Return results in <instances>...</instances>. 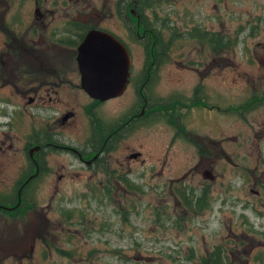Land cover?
I'll list each match as a JSON object with an SVG mask.
<instances>
[{
	"label": "rangeland",
	"instance_id": "1",
	"mask_svg": "<svg viewBox=\"0 0 264 264\" xmlns=\"http://www.w3.org/2000/svg\"><path fill=\"white\" fill-rule=\"evenodd\" d=\"M75 1L0 0V48L13 38L36 39L35 30L52 39L51 29L59 33L70 28L74 47L79 40L74 34L105 30L128 45L138 74L143 64L141 47L129 39L112 15L115 0ZM36 8L45 15L43 24H49L46 32L33 24ZM157 12L167 15L184 38L186 31L196 27L216 31V40H224L229 46H219L215 63L209 65L213 52L208 45L185 39L160 69L151 98L176 99L180 94L185 101L192 98L199 84L205 86L206 108L193 107L186 113L184 136L217 142L214 171L223 173L226 182H239V170L224 159V154L231 159L238 157V164L247 160L246 165L253 167L257 154L264 152V104L255 113L244 114L245 120L239 115L251 93L264 90V0H162ZM7 66L4 61L3 67ZM1 69L0 64V79H6ZM14 69L15 75L18 69ZM200 74L206 75L202 81ZM76 77L73 79L78 84ZM10 83L18 84V80L13 78ZM60 89L59 103L53 100L51 104L56 118L66 110L75 113L62 127L56 120L48 122L42 106L19 114L24 104L20 97L10 86L0 89V139L12 136V144L6 142L5 154L0 156V197L15 199L14 184L27 163L24 146L33 132L57 134L56 141L79 147L92 136L91 120L83 110L91 104L90 99L79 89ZM132 100L133 93L128 91L120 100L99 106L96 116L111 124L133 106ZM174 137L170 127L148 125L138 127L123 140L106 158L108 168L130 169V175L136 176L144 172V177L134 182L147 185L149 191L143 195L113 192L103 205L99 184L107 181V167L94 173L79 168L69 155H49L51 173L42 176L26 195L34 208L27 211L25 205V214L17 220L0 215V264H206L210 259L217 264H264V218L246 206L219 209L218 202L197 214L178 206V179L192 186L202 179L195 169L200 156L192 145L172 141ZM136 151L142 156L128 167L126 157ZM262 166L258 168L261 172ZM161 186L163 193L159 192ZM249 188L254 189L251 183ZM248 189L244 186L230 194L242 202H255L264 213V205L259 207L258 197ZM220 192L216 187L214 195L227 194Z\"/></svg>",
	"mask_w": 264,
	"mask_h": 264
},
{
	"label": "flooded vegetation",
	"instance_id": "2",
	"mask_svg": "<svg viewBox=\"0 0 264 264\" xmlns=\"http://www.w3.org/2000/svg\"><path fill=\"white\" fill-rule=\"evenodd\" d=\"M77 2L79 1L76 0L75 4ZM143 5L148 6V9H142ZM161 6L162 0H115V12L112 15H115L121 22L129 35V39L141 47L143 64L138 74H136L134 72V59L128 45L114 34L108 32L124 45L129 55L130 64L124 93L104 102L90 98L83 91L80 84L81 76L76 60L77 48L88 31L82 36L81 34H74L79 36L80 39L75 47L72 41L73 32L67 27L58 30L59 33L51 29L52 39H46L44 33L38 35L35 30L36 39L13 38L8 42H4V46L0 48V64L2 65L1 73L6 79H0V89L10 86L11 91L20 97L24 104L21 106L19 114L26 113L28 108L33 107V109L38 110V107L42 106L41 112L47 116L48 122H52L53 119V121L56 120L59 126H66L68 120L75 117L73 110H66L61 116L56 118L55 109L51 107V104H54V102L59 103L61 99L59 96L60 88H65L66 90L79 89L91 101V104L83 106V110L91 120L92 136L82 147H79L73 143L56 141L57 134L33 132L24 146L27 163L26 168L14 184L16 193L13 199H15L9 201L7 200L8 198L1 195L0 215L7 216L8 214L11 220H17L23 217L19 215V210L25 207V204L29 203L34 208L33 202L31 204L28 199V202H22V199L25 198V194L32 190L35 183L42 176L51 173V165L47 162V158L52 153L69 155L72 161L83 170H90L94 173L103 172L106 167L109 169V163L106 161L107 157L113 152L115 153L120 143L127 139L133 131L137 130L138 127L159 125L172 128L176 135L172 141L180 140L183 144L192 145L200 156L199 165L195 169L200 173L202 181L192 186L184 184V179H178L180 184L177 188L175 187L177 196H179L178 206L188 207L197 214L211 209L212 205L218 202L219 209L231 206L235 210L237 206L240 208L246 206L255 215L264 218V213L256 207L257 204L255 202H242L239 198H234L230 194L231 190H241L244 186L248 189L251 183L254 189L249 188V192L258 197L259 207L264 205V170L262 172L258 170L259 166L263 165L262 167H264V152L257 154L256 164L253 167L249 164L246 165L247 160H244L242 164H238L240 162L237 161L238 157L231 159L229 154H224V159L236 170H239L242 178L239 182L234 179H229L226 182L224 181L223 173L214 171L218 160V153L216 152L217 142L203 140V138L198 136L194 138L184 136L186 128L183 118L186 113L193 107L206 108L208 101L206 87L199 84L192 98L185 101L180 99V94H178L176 99L158 97L156 101H153L151 98L155 95L154 87L158 82L160 69L171 60L173 49L179 44L186 42L184 35L172 25L167 15L159 16L157 9ZM127 7L128 10L126 12ZM34 14L36 17L35 23H33L34 26L36 25L37 29L46 32L49 24H43L45 15L41 13L39 8L35 9ZM128 14L134 17L138 24L129 18ZM99 16L97 15V17ZM141 22L146 24L142 32H140L139 28V23ZM187 32H190V30L186 31L185 34ZM205 32L211 41L202 40L201 38H197L196 41L203 45H208L209 49L212 50L213 59L211 60L212 62H209V65H211L216 61L218 47L227 48L229 46L224 40L216 41V37H219L216 31ZM11 49L16 53H12ZM3 60L11 68L7 66L5 69ZM14 68L18 69V73L15 75L13 74ZM22 75L25 78H22ZM76 75L78 84L73 79ZM205 76V74H200V81ZM13 78L16 81L18 80V84L10 83ZM8 90L10 91V88ZM128 91L133 93V106L122 116L111 124L103 122L96 116V110L99 106L111 100H120ZM250 98L243 107L241 114H239L243 120H245L244 114L255 113L258 111V107L264 104V90L262 92L258 89L254 90ZM193 102H199L200 105L190 107ZM5 116L3 115V117ZM48 128L51 129L49 125ZM231 140L233 141V139ZM204 141L208 142L205 144ZM6 142H9L10 145L12 144V136L9 134L0 139V156L5 154V148L3 147ZM141 156L142 153L138 151L129 153L125 160L126 165L129 167L130 163L136 162ZM118 163L121 162L118 161ZM141 164L143 166L144 163L141 162ZM0 165L3 166V163L1 162ZM118 165L122 166V164ZM141 173L137 176L130 175V169L127 171L118 169L106 171L107 181L104 184H99V199L102 198L101 204L103 205L104 199L109 202L110 195L113 192L116 194L121 191L130 192V194L134 195L146 194L149 191L148 186L145 184L139 186L134 182L135 178L142 179L144 177V172ZM112 177L114 178L113 184ZM219 180L221 182L218 183ZM216 187L221 189L220 193L224 194L227 192V194H217L215 196ZM164 190L165 188L161 186L159 192L163 193ZM184 198L186 201H184ZM43 221L47 223L46 219H43Z\"/></svg>",
	"mask_w": 264,
	"mask_h": 264
},
{
	"label": "water",
	"instance_id": "3",
	"mask_svg": "<svg viewBox=\"0 0 264 264\" xmlns=\"http://www.w3.org/2000/svg\"><path fill=\"white\" fill-rule=\"evenodd\" d=\"M83 91L101 102L121 96L130 64L124 45L107 31L90 29L77 48Z\"/></svg>",
	"mask_w": 264,
	"mask_h": 264
},
{
	"label": "trees",
	"instance_id": "4",
	"mask_svg": "<svg viewBox=\"0 0 264 264\" xmlns=\"http://www.w3.org/2000/svg\"><path fill=\"white\" fill-rule=\"evenodd\" d=\"M145 8H147L148 9V6H146V5H143L142 6V9H145ZM127 10H128V7L126 8V12H127ZM128 16H129V18H131L133 21H135V23L136 24H138V22H136V20H135V18L134 17H132L130 14H128ZM146 27V24H145V22H141V23H139V28H140V32H142L143 31V29ZM85 32H87L86 30L81 34V36L85 33ZM80 35V34H79ZM185 35H187V38H184V40L185 39H197V38H201L202 40H206V41H211V39L210 38H208V34H206V32L205 31H203V30H200L199 28H192L191 30H190V32H187ZM78 38H79V36H77ZM80 40V39H79ZM217 41V40H216ZM217 42H220V40L219 41H217ZM198 105H200L199 104V102H193L191 105H190V107H193V106H198ZM110 127H112L111 125H110ZM26 195L27 194H25V198H23L22 199V202H28L27 201V198H26ZM184 201H186V199L184 198ZM32 204V203H31ZM25 205H27V204H25ZM33 206V205H32ZM31 209V205L28 203V205H27V211H29ZM25 214V211H24V207H23V209H21L20 211H19V215H21V216H23ZM65 218V217H64ZM65 219H70V218H68V217H66ZM208 263H210V264H217L214 260H209L206 264H208Z\"/></svg>",
	"mask_w": 264,
	"mask_h": 264
}]
</instances>
